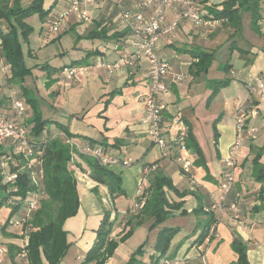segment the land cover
I'll list each match as a JSON object with an SVG mask.
<instances>
[{"label":"crops","instance_id":"0c3cea01","mask_svg":"<svg viewBox=\"0 0 264 264\" xmlns=\"http://www.w3.org/2000/svg\"><path fill=\"white\" fill-rule=\"evenodd\" d=\"M30 1L27 0L23 5L28 4ZM69 1L58 0L53 11L59 12ZM186 1L184 0L166 11V22L174 19L185 8ZM193 1L198 8L207 5L210 6V9H222L224 0ZM122 2L125 3V6L122 8L132 12L135 11L134 0H122ZM263 3L264 0L258 3L259 20L256 25L252 23L251 11L247 8L248 3L243 2L241 5L236 4L234 6L237 9V28L232 26L227 18H225L224 22L212 27L210 30L207 27L182 22L173 32H177L178 30L179 34L185 37L184 40L179 42L172 39L171 34L173 32L162 35L159 39V44L156 48L157 54L169 61L173 72H183L186 74V78L178 83L173 82L170 76L167 77L168 91L162 94L163 96H159V100L165 106L162 119L164 135L168 136V134L174 132V126L171 125L172 119L179 118L180 122L186 127V132V122H188L190 132L202 152L207 167L206 170L194 165L193 161L196 159V154L187 148L186 157L192 161V165L188 173H182L180 165L175 160V146L169 148L170 155L168 157H162L158 147L151 142L146 132L147 126L144 123L142 103V97L148 90L144 63L111 76L103 69L92 66V63L98 57L105 56L104 58L107 59L106 57L110 58L109 56H112V59L115 60L119 56L120 51L113 49L114 45H108L107 42L109 41L107 40H90V44L70 54V61L68 63L52 64L48 61L45 62L55 68L49 75H46L45 70L42 71L40 69L42 64L45 63H36L35 65L42 72L45 98L32 92L26 86L27 84L24 80L20 84V88H14L17 87L15 84L8 83L9 69H4V64L0 60V106L10 114L9 93L18 90L17 93L15 92L16 96L23 100L25 96L22 94V89L24 88L26 96L36 100L44 119L63 125H65L63 123L65 120H67V123L73 120L83 122L84 125L76 122L77 130L75 128L71 130L68 125H65L71 133H74L73 131H80L76 132V134L81 135V137L63 138H65L64 141H68L72 148L68 167L73 171L76 178L79 198L78 208L82 209L85 217L90 218V220L100 215L102 211L101 202H106L104 198L99 201L101 193H109L105 185L98 184L89 177V166L85 163L80 151L83 145L90 143L88 138L94 141L91 144L104 146L105 150L113 157L131 159L130 164L127 166H122L121 164L107 165L110 170L120 175L121 186L126 195L125 179L127 177H125L123 172L124 169L128 170L133 163L130 154L134 150L143 153L138 158L140 165L132 169L131 172L127 171V174H131V177L137 179L136 184L139 183V186L131 194L132 204L135 203L136 198L138 200L141 198L138 194L139 189L142 193H146L151 179L149 175L153 171L169 177L176 189L179 192L185 193L182 198L175 196L172 192L168 193L171 200L183 201L182 208L186 209V213L179 214V212H175L163 223L149 230V234L146 236L148 245L144 247V259L149 254L154 253L153 245L159 228L176 227L178 229L176 235L181 237H179V240H174L173 236L169 248L165 253L173 262L176 261V264L234 263L237 259V254L231 249V242L235 237L246 244V254L250 264H264V200L261 199V197L264 199V184L256 182L250 172L245 176L243 170L244 161L241 160V152L239 153L240 148L238 150L239 155L237 154L236 158V182L234 190L227 199V202H229L233 200L234 193L239 194L238 211L234 212L228 209V204L225 205L223 211H213L216 221L210 225L208 235L198 241L197 237L203 230V224L207 217L204 213L195 210L196 208L208 205L212 199H217L219 195L221 158L225 155L234 140V113L237 106H242L246 110L245 124L257 129L253 135L244 138V144H248L250 148L253 138L264 139L259 128V124L264 127V114L257 112L258 99L249 95L243 83L249 75L260 74L264 76ZM104 4H106L105 0H94L93 2L79 0L78 10L69 13L64 18V28L75 27L79 34L88 33L97 24L106 25L111 30H114L116 27L124 28L120 26V23L116 24L113 22V14ZM207 8L204 7L203 12H208ZM144 15H148L147 11H144ZM225 25H227L225 29L222 28ZM214 31L216 32L213 33ZM211 33L213 34L210 38H205L206 34ZM206 39H208L210 45L205 43ZM215 39H220L219 45L218 43H214ZM191 49H199L212 54L211 62L206 72L211 68L213 61H217V71L213 76H207L206 73L205 77L199 80L200 74L194 68L198 58L190 54ZM61 54L64 55L65 52L61 51L57 55ZM232 57L236 58L239 62V69L233 67ZM70 63L72 66H85V72L78 73L73 77L68 76L66 68L61 70V67ZM38 65L41 66L38 67ZM223 67L226 68L223 69ZM218 70L227 71V73H219ZM224 78L230 79L228 84L219 88L214 101L211 100L212 102H210L207 100V103L209 102L208 108L213 103L218 109V112L211 113L210 111L208 113L209 116L210 114H213V116L208 117L207 121L201 122L197 110H195L196 106L190 107L189 110H182L178 115L170 114L166 105L168 104L167 100L174 97L171 94H174L179 100L185 95L183 88L185 92L191 94L194 93L191 91L192 89L201 88L198 90L200 103L202 102L203 95L207 99L214 95H211L212 90L209 86V81ZM194 83L198 85H194ZM19 93L22 96H19ZM106 101L107 105L104 106ZM28 106L27 104L26 109ZM251 109H256L257 114L254 118L249 117ZM66 115L67 118H64ZM29 117L30 115H27V117L21 119L28 123ZM215 119H217L215 124L217 133L216 144H214L212 126L211 129L209 126ZM41 136L47 139L49 137L61 138L60 136L64 135L55 125H50ZM116 140L118 141L116 146L111 147V144ZM258 148H261V146ZM250 151H253V148ZM211 160H217L219 174L211 170ZM260 162L264 164V154ZM150 165H154L155 169L146 172V169ZM130 206L122 211L123 217L120 221H123L126 211L131 209ZM8 214V208H0V224L4 222ZM236 214L237 217L235 216ZM6 231L12 232L11 227L7 228ZM89 232L83 231V239L80 242V245L86 249L85 252L93 243L92 236L94 235ZM172 242L173 244H171ZM8 244L19 247L22 241L19 236L15 237L11 236V234L6 236L1 233L0 264H29L25 256L20 255L21 253L16 254L12 260L7 251ZM106 264H108V261Z\"/></svg>","mask_w":264,"mask_h":264},{"label":"trees","instance_id":"16d2710c","mask_svg":"<svg viewBox=\"0 0 264 264\" xmlns=\"http://www.w3.org/2000/svg\"><path fill=\"white\" fill-rule=\"evenodd\" d=\"M58 0H53L47 7L44 5V0H31L28 4H19V0H13L11 6L0 5V60L9 69L8 83L14 84L22 80L25 75L30 73V68L26 67L23 62L21 39L27 40L32 27L25 22V19L30 15L37 14L42 23V34H48V27L45 24L47 20H56L60 13H72L69 8L72 1L66 3L59 12H54ZM128 1V0H127ZM261 0H224L222 9H210V6L205 5L208 12H203L204 7H199L198 10L202 13V17L206 19L227 18L228 22L235 28L238 27V18L236 14V4L241 5L243 2L248 3V7L252 15L253 25L259 20L258 3ZM107 9L113 14V22L121 23L120 9L125 6L122 0H105ZM198 7V6H197ZM66 15V16H67ZM65 16V17H66ZM2 22L5 23V30L1 27ZM58 31V30H57ZM56 32V31H55ZM54 33V32H51ZM129 32L124 28L116 27L114 30L107 28L106 25L97 24L96 27L88 31L84 35L86 39L107 40L108 45H114L113 49L121 50L124 46ZM190 54L198 61L194 68L198 71H206L210 65L212 54L199 49H191ZM89 55V54H88ZM77 62V61H74ZM73 64V63H72ZM72 66L71 63L61 67V70ZM226 67H223L225 69ZM40 69L45 70L49 75L55 70L48 64H43ZM194 72V71H193ZM230 81L229 78L215 79L209 81V86L212 94L219 88L226 86ZM23 96L26 103L30 105L32 114L29 117L27 126L30 140H33L36 145V159L34 161V172L37 177V182L32 183L27 173H19L14 183L6 182L0 175V208L6 207L9 209V214L3 223L0 224V230L6 236L20 237L21 246L8 244L7 251L10 258L13 260L18 253H24L29 264H42V258L47 264H58L68 247L66 242V231L64 230V222L69 217L75 215L79 206V198L76 187V178L73 171L69 169L72 148L68 141H64L58 137L43 138L41 135L47 131L50 125H55L57 129L64 135L66 139L73 137H81L76 133H71L68 128L58 122L44 119L40 113V109L36 100L26 96L23 88ZM114 93V92H113ZM26 105V104H25ZM107 105V101L104 106ZM3 109V107L1 106ZM217 119L213 121L212 128L214 132V144H216V128ZM187 132L185 145L196 154L194 165L207 169L204 162L202 152L190 132V126L186 122ZM41 136V137H40ZM39 137V138H38ZM86 138V137H84ZM90 143L94 141L89 139ZM117 140L111 144L115 147ZM104 147V146H103ZM1 148V147H0ZM264 150V149H262ZM261 153H256L254 157V168L252 177L256 182L264 184V164L258 162V157ZM85 163L89 166V177L98 184L106 186L111 198L125 195V191L121 186V177L119 174L110 170L106 165H102L95 158L82 153ZM18 158V157H16ZM41 169V174L38 173ZM17 167L10 164L8 171H16ZM150 182L146 190V196L143 204L134 213L128 209L126 211L125 226L129 230L122 234L118 239H113L109 235L113 228L114 221L109 220L107 212L103 215L99 227L97 228V236L92 245L85 252L82 261L79 264H106L107 259L116 250L119 243L125 241L138 226H141L146 221L149 222L148 230H152L159 224L163 223L168 217L175 212L185 214L186 209H183V201H174L169 197V192L175 196L182 198L185 193L179 192L173 185L172 180L156 171L150 173ZM28 195H37V207L27 212V204L24 199ZM262 200H264L261 197ZM140 200V198H139ZM197 212H202L207 219L203 224V230L197 237V240H202L208 235L209 227L216 220L214 212L205 213L203 207L195 209ZM16 215L14 220L12 216ZM11 227L12 232H7V228ZM178 232L176 227H161L157 231L156 239L153 245L154 253L149 254L148 263L143 262L145 242H142L138 247L131 252L125 264H161L163 258H169L165 255L169 248V244L173 236ZM8 233V234H7ZM26 239L24 240V237ZM231 249L237 254V259L231 264H250L247 259V246L238 238H233Z\"/></svg>","mask_w":264,"mask_h":264},{"label":"built area","instance_id":"2783aa9c","mask_svg":"<svg viewBox=\"0 0 264 264\" xmlns=\"http://www.w3.org/2000/svg\"><path fill=\"white\" fill-rule=\"evenodd\" d=\"M93 2L94 0H82ZM184 0H134L135 11L121 8V23L128 30L129 36L124 46L120 50L119 56L109 61L104 57H98L92 63L95 68L103 69L108 75H114L128 68H135L141 63L145 64V72L148 80V90L142 97L144 123L147 126V134L151 142L156 145L162 157L170 155V147L175 146V160L180 165L182 173L189 172L192 161L186 157L187 147L185 145L186 127L180 119H172L171 125L174 126V132L164 135L162 129V119L165 106L159 100V96L168 91L167 77L178 83L186 78L185 73L173 72L172 66L168 60L160 57L156 48L162 35L172 33L182 22H188L196 26L207 27L210 30L226 19L223 17L206 19L203 18L193 0H187L185 8L171 21L166 22V11L172 9L175 5ZM79 0H74L69 8L70 11H77ZM147 11L148 15H144ZM84 14V13H82ZM67 12L59 14L58 19L47 20L45 24L48 31L55 32L59 24L64 20ZM264 23V18H263ZM4 69H6L5 65ZM85 66H70L66 68L68 76L73 77L78 73H84ZM244 86L249 95L258 99V102L264 104V76L249 75L244 80ZM11 113H7L0 106V175L6 182L14 183L19 173H27L31 182L36 183L37 177L34 172V161L36 159V143L30 140L26 124L21 119L26 112L25 102L16 96L14 91L8 95ZM257 109V108H256ZM256 109L249 111V117L254 118L257 114ZM246 110L242 106H237L234 113L235 135L234 140L229 146L227 152L221 158V178L219 183V195L217 199L203 207L205 213L210 211H223L225 205L231 211H238L239 194L234 193L233 200L227 202L228 196L233 192L236 175V158L238 150L247 136L253 135L257 129L245 124ZM81 153L87 154L102 165L121 164L127 166L131 159H120L111 156L100 144L86 143L80 148ZM18 157V158H16ZM10 164L17 167L16 171H8ZM154 165H150L146 172L153 171ZM41 174V169H38ZM139 204H143V193L139 189ZM37 195H28L24 199L27 204V212L37 207ZM237 217V214L235 215ZM26 236L24 237V240ZM25 256L24 253L20 254ZM161 264H173L169 258H163Z\"/></svg>","mask_w":264,"mask_h":264},{"label":"rangeland","instance_id":"374dc122","mask_svg":"<svg viewBox=\"0 0 264 264\" xmlns=\"http://www.w3.org/2000/svg\"><path fill=\"white\" fill-rule=\"evenodd\" d=\"M26 1L27 0H19V4H24ZM52 2L53 0H44L43 3L45 7H47ZM12 4H13V0H0V5L2 6L6 5L8 7V6H11ZM25 22L32 27V30L30 31L27 40L21 39L20 41L23 62L26 67L30 68V73L25 75L23 80L26 82L27 84L26 86L29 89H31L32 92H34L35 94H39L40 97L45 98V88L43 86L42 72L41 70L37 68L35 64L45 63L47 61L52 64H60L62 62L68 63L70 61V54H73L76 50H80L79 48H84L86 45L90 44V39H86L84 37L85 33L79 34L75 27H69V29L64 28L65 27L64 20L60 22L58 31L54 33L48 32V34H46L45 36H43L42 34V31H41L42 23H41V19L39 18L37 14L30 15L29 17L25 19ZM226 26L227 25L222 26V28L225 29ZM1 27L3 28V30H5L4 22H2ZM215 32L216 31H214L213 33ZM213 33L206 34L205 38H210ZM171 37L172 39L179 41V42L185 39L184 36L179 34L178 30L177 32H173L171 34ZM220 39H215L214 43L215 44L218 43L219 45ZM205 43L207 45H210L208 39H206ZM61 51H64L65 54L57 55ZM109 57L110 58L106 57L107 60L113 61L112 56H109ZM232 62H233V67L236 69H239L240 67L239 62L236 60V58L232 57ZM40 66L41 65H38V67ZM216 68H217V61H213L212 66L208 72L201 71L198 73L200 74L199 80H202L203 77H205L206 73H207L206 74L207 76H213V74H215L217 71ZM218 72L223 73V74L227 73V71L224 72L222 70L221 71L218 70ZM23 80L22 82H24ZM14 84L15 86H17L14 88H20L19 82L14 83ZM194 85H198V84L194 83ZM199 89L201 88L196 89L197 91L192 89L191 91H193L194 93L191 94V93L185 92V89L183 88V92L185 93V95L183 98H180L179 100L174 94H171L174 97H172L171 99H168L167 100L168 104L166 105L170 114L178 115L180 111L189 110L190 107L196 106L195 110H197V114L199 115L201 122L204 123V121H207L209 119L208 117L213 116V114H210L209 116L208 113L210 111L211 113L218 112L217 106L213 105V103H211L209 108L207 107L209 106V102L207 103V100H209L210 102L214 101L215 100L214 97L217 95L219 90L216 91L214 95L210 97L209 99H207L206 96L203 95L202 102L199 103V100H200V94L198 93ZM15 92L17 93L18 90L17 91L15 90ZM19 96H22V95H20L19 93ZM23 100L26 103L25 98H23ZM46 102L48 101L46 100ZM27 104L28 103H26V105ZM257 112L259 114H264V104L261 101L258 103ZM31 114H32V111L29 105L23 117H27V115L29 116ZM192 116L194 115L192 114ZM64 118H67V115ZM76 122L81 125L83 124V122H79L78 120H73L72 122L69 121L68 123H67V120H65L63 123L65 125H68V127L72 130L74 128L76 129V125H77ZM212 124H213V121H212ZM212 124L209 125L210 129H211ZM259 128H260V133L264 136V127L261 124H259ZM212 131H213V128H212ZM73 132L76 133L80 131H73ZM60 137H61L60 139L65 140V138H63L64 136H60ZM252 140L253 141L251 142L250 148L248 144H244V140H243L240 146V150H239V153L241 152L240 153L242 157L241 160L244 161L243 170H244L245 176L249 172L250 174L252 173V170L255 165L254 163L255 154L257 152L261 153V155L258 157L259 163H261L260 159L264 154L263 152L264 150H262L264 149V142H263L264 139L263 138L259 139L258 137H255ZM260 146L261 148H258ZM251 148H253V151H250ZM142 155H143L142 152H139L138 150L137 151L134 150L130 154L133 160V163L131 164L128 170L124 169L123 174L125 175V177H127L126 179L124 177L127 195L125 194L121 196H116L115 198H110L109 194L107 193L105 194L102 192L100 195L99 201H101L102 198H104L106 202H103V201L101 202L102 211L100 215L90 220V218L85 217V214L82 211V209L78 208L75 215L65 220L63 227H64V230L66 231V242L68 244V247L61 261L58 264H79L82 261L85 255V250H86L80 245V242L83 239V231H90L91 233H93L92 235L94 236H92L93 237L92 240L94 241V239L97 236L96 230L99 227L101 219L106 212L109 215L108 216L109 220L114 221L113 223L114 225L111 230L112 232L109 235L111 238L118 239L122 234H124L126 231L129 230V227L125 226L126 218H124L123 221H120V219L123 217L122 211L126 209L129 205H131L130 206L131 207L130 210H132L131 213H134V211L136 212L140 206L138 205L134 207L135 203L139 204L138 198H136V201L134 204H132V200H131V197H132L131 194L135 190V188L139 186L138 185L139 183L136 184L137 179L131 177V174H127V171L131 172L132 169L137 168L140 165L138 158H140ZM218 166L219 165L217 163V160H211L210 168L216 174L217 172L219 174ZM235 175H236V168H235ZM144 182L146 181L144 180ZM145 196H146V193L143 192V195H142L143 201H144ZM15 218H16V215H13L11 220H14ZM148 223L149 222L146 221L141 226L136 227L133 233L125 241L119 243V247L117 246L113 254L107 259L108 264H125L128 256L131 254L133 250H135L138 247L140 243L145 242L144 247H147L148 243L146 240V236H148L149 234ZM91 228L92 230H90ZM1 233L2 231L0 230V235ZM176 234L174 235L173 239L179 240V237L181 236L178 237V235ZM174 240L172 241L174 242ZM173 242L171 244H173ZM149 259L150 257L148 255L145 258V260H143V262L148 263ZM176 263H177L176 261L173 262V264H176ZM42 264H47L44 258H42Z\"/></svg>","mask_w":264,"mask_h":264}]
</instances>
